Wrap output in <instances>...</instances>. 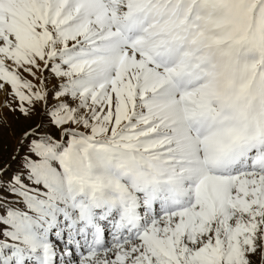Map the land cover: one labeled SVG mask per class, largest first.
<instances>
[{"label":"snow or ice","instance_id":"6c2138e0","mask_svg":"<svg viewBox=\"0 0 264 264\" xmlns=\"http://www.w3.org/2000/svg\"><path fill=\"white\" fill-rule=\"evenodd\" d=\"M0 264H264V0H0Z\"/></svg>","mask_w":264,"mask_h":264}]
</instances>
